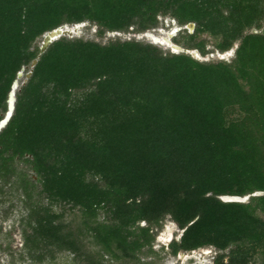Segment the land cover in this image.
Here are the masks:
<instances>
[{
  "label": "trees",
  "instance_id": "1",
  "mask_svg": "<svg viewBox=\"0 0 264 264\" xmlns=\"http://www.w3.org/2000/svg\"><path fill=\"white\" fill-rule=\"evenodd\" d=\"M174 5L199 32L221 36L222 52L242 38L234 62H200L137 40L59 38L40 55L0 130V176L30 154L51 201L86 211L111 204L121 222L94 227L106 251L132 257L144 243L127 226L171 214L183 229L171 243L175 253L236 243L227 264H247L264 251V219L255 212L264 195L254 203L220 196L264 191V34L243 35L264 16V0H0V120L44 32L87 19L118 31L136 17L147 28ZM89 87L71 101L74 90ZM236 106L241 117L228 118ZM89 172L105 186L88 181ZM41 208V239L62 246L66 235Z\"/></svg>",
  "mask_w": 264,
  "mask_h": 264
},
{
  "label": "rangeland",
  "instance_id": "2",
  "mask_svg": "<svg viewBox=\"0 0 264 264\" xmlns=\"http://www.w3.org/2000/svg\"><path fill=\"white\" fill-rule=\"evenodd\" d=\"M223 10L227 11V8L224 7ZM135 21L126 29L101 31L102 27L99 23L87 19L72 35L60 38H80L101 44L116 40H137L151 43L162 49L165 54L185 53L194 57L190 52H174L172 47L174 43L182 48L197 50L199 56L194 58L208 63L218 61L233 63L236 50L242 41V38L237 39L231 47L234 49L233 53L222 57L219 55L222 50L217 47L221 36L199 32L197 30L199 23L181 18L177 15L175 5L162 7L156 13L155 22L149 23L147 28L141 27L139 17H136ZM190 22L193 23L192 26ZM72 23L64 24L70 26ZM246 33L264 34V16L256 24L248 27L243 35ZM42 43L43 34L38 36L33 44L38 49L37 57L41 54ZM33 68L32 61L21 68L20 76L17 75L16 98L17 93L30 78ZM242 84L248 91L247 83L242 81ZM90 88L92 87L74 90L71 101L82 98L84 92ZM227 113L228 118H238L242 115L237 106L229 107ZM31 158L30 154L16 157L11 161V170L0 176V264H218L217 258L222 253L226 256L220 262L227 264L228 253L237 246L233 243L221 250L213 245H206L190 251L181 249L175 253L171 243L180 239L183 229L171 214H165L158 219H141L127 226V229L133 231L129 237L137 238L144 243L135 248L132 257L124 256L120 249H114L113 252L106 251L101 239L95 235L94 227L103 223L121 222L111 204H101L86 211L71 202L51 201L42 190L40 178L33 164L28 161ZM86 179L105 186V181L94 173H87ZM257 195H260L257 191L249 193L241 202L254 203L253 197ZM41 207L50 208L49 217L66 235L61 241L62 246L57 245L56 242L47 245L41 239L36 229L37 217L44 214ZM255 212L264 219V208L258 206ZM241 246L247 247L248 242L243 241ZM181 253L184 258L180 256ZM247 264H264V251L258 249L249 255Z\"/></svg>",
  "mask_w": 264,
  "mask_h": 264
},
{
  "label": "water",
  "instance_id": "3",
  "mask_svg": "<svg viewBox=\"0 0 264 264\" xmlns=\"http://www.w3.org/2000/svg\"><path fill=\"white\" fill-rule=\"evenodd\" d=\"M83 22L72 23L70 26L68 24H62L60 26H57V28L56 27L53 28L51 31L54 32L55 35H54L52 40L46 41L47 43H45V39H43V43L41 45V54L46 51V49L49 47V45L53 41L59 39L61 36H67V35L70 36V35H72L74 33V31H76L78 29L77 25L81 24V26H82ZM189 24L191 26L193 25L192 22H190ZM61 28H65L64 30H62L61 34L58 35L57 33H55L57 30L61 31ZM43 36H46V32L43 33ZM180 51H182V52H190L194 57H198V55H195L192 50H189V49H186V48H182ZM233 51H234V49L231 48L229 50H226L225 52L219 53V55H221L223 57L225 55H228L229 53H233ZM174 52H179V51H174ZM39 57H37V58H35L33 60V66H35V64L37 63ZM20 74H21V71H19L17 75L20 76ZM17 85H18V80L16 78L14 80V82L12 84V87H11V90L9 91V94H8V98H7L8 108H7V111L4 114V117L0 120V130H2V128H4L6 126V124L10 120V118H11V116H12L14 110H15V102H16L15 88L17 87ZM257 193L260 194V195L261 194L263 195L264 191H257ZM246 196L247 195L241 196V195H235V194H233V195L225 194V195H221L220 197L224 201H239V202H241L243 199L246 198Z\"/></svg>",
  "mask_w": 264,
  "mask_h": 264
},
{
  "label": "bare ground",
  "instance_id": "4",
  "mask_svg": "<svg viewBox=\"0 0 264 264\" xmlns=\"http://www.w3.org/2000/svg\"><path fill=\"white\" fill-rule=\"evenodd\" d=\"M81 27V24H79V25H77V28H80ZM57 28V27H56ZM66 28V27H65ZM65 28H61V31H59V30H57L55 33H57L58 35L59 34H61V32H62V30H64ZM52 30V29H51ZM51 30H48V31H46V36H43V39H45V43H47L46 41H50V40H52L53 39V37H54V32H52ZM46 37V38H45ZM172 47H173V50L174 51H180L181 49H182V47L180 46V45H178V44H172ZM192 51H193V53L195 54V55H198L199 56V52L197 51V50H195V49H192ZM21 75V74H20ZM182 258H184V255H183V253H181V255H180Z\"/></svg>",
  "mask_w": 264,
  "mask_h": 264
},
{
  "label": "flooded vegetation",
  "instance_id": "5",
  "mask_svg": "<svg viewBox=\"0 0 264 264\" xmlns=\"http://www.w3.org/2000/svg\"><path fill=\"white\" fill-rule=\"evenodd\" d=\"M181 238V237H180ZM184 251V249H182ZM187 251V250H186Z\"/></svg>",
  "mask_w": 264,
  "mask_h": 264
}]
</instances>
